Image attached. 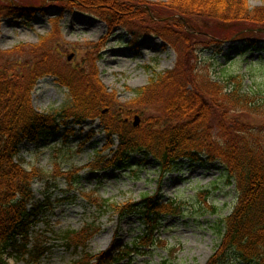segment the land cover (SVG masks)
<instances>
[{"label":"rangeland","instance_id":"1","mask_svg":"<svg viewBox=\"0 0 264 264\" xmlns=\"http://www.w3.org/2000/svg\"><path fill=\"white\" fill-rule=\"evenodd\" d=\"M15 1L18 3L20 0ZM90 1L101 5L99 8L106 15L66 7L59 0H23V3L38 8L25 9L23 17L0 19V66L18 60L30 62V58L35 56L36 62H50L48 65L58 74L62 75L65 71L72 73L87 89L98 91L103 86L107 94L102 93L101 96L113 101L110 111L113 114L118 112L122 120L130 121L135 127L141 125L144 130L151 128L155 132H162L175 124V127L179 126L178 122L169 120L163 112L161 101L168 97L169 91L160 93V102L153 101L155 96L151 98L153 104L134 101V90L148 85L153 70H172L178 63V51L173 47V40L155 32L145 35L140 24L146 21L150 26L149 22H153L157 24L158 31L166 27L174 36L181 37L185 30L175 18L169 16L170 11L166 6L169 0H136L142 5L126 2L129 5L119 7L126 16L116 21L118 25H108L106 22L107 16L113 18L115 13L114 7L110 5L112 0ZM114 1L118 3L122 0ZM248 1L252 8L264 5V0ZM200 20L197 18L195 24L203 30ZM206 26L211 30L216 29L213 24ZM217 28L224 30L221 25ZM189 38L190 51L194 52L198 47L200 52L198 69L194 73L187 71L185 75L188 77L180 75L184 82L193 77L194 92L205 85L208 78L222 81L221 84L226 87L228 79L224 75L237 78L231 79L228 82L230 84L242 80L244 91H264V39L257 42L258 46H253L252 40L229 41L222 45L221 50L217 46L213 50L203 47L202 36ZM185 39L180 40L185 42ZM240 52L244 54L239 55ZM261 57L262 60L258 61ZM231 60L236 61L232 64ZM20 66L22 69L23 65ZM26 72L15 82L21 85L33 70L26 69ZM11 77L8 75L4 78L11 80ZM32 98L37 110L50 111L68 102L69 90L59 83L56 75L48 74L36 83ZM12 104L11 99L6 101V106ZM102 111L107 114L109 108ZM236 113L231 111V118L240 117L244 124L256 126L263 123L259 117ZM219 121L220 113H213L211 124L216 133ZM217 137L214 135L215 139ZM106 143L103 125L96 119L76 126L72 133L62 128L46 141L21 145L19 159L24 167L44 170L45 179L36 180L33 190L36 198L46 203L47 216L35 230L48 240L51 249L39 263L16 261L13 258L11 263L74 264L84 252L116 254L123 244L133 240L144 227L136 215L121 220L115 208L124 207L128 202L141 204L142 197L147 195L156 196L161 202L174 200L183 205L179 214L167 216L163 220L160 236L162 240H167L168 247H157L144 257L137 256L132 262L123 261L119 264H148V261L150 264H164V260L168 259L176 264H208L222 241L219 227H225L224 220L233 212L239 199L235 184L222 176L224 166L219 163L192 165L186 162L180 167L181 170L163 177L154 158L141 161L143 157L136 154L133 164L124 171L109 168L96 173L88 170L85 166L96 157L108 155L110 150H104ZM79 168L85 169L81 170L80 179L76 182L66 181L62 176L54 180L56 169L72 172ZM75 174H72V180ZM87 194L108 200L110 209L103 212L89 204L84 198ZM94 221L101 230L89 242L86 251L67 249L63 235L68 231H79ZM220 264L245 263L239 262L236 255L232 254Z\"/></svg>","mask_w":264,"mask_h":264},{"label":"trees","instance_id":"2","mask_svg":"<svg viewBox=\"0 0 264 264\" xmlns=\"http://www.w3.org/2000/svg\"><path fill=\"white\" fill-rule=\"evenodd\" d=\"M59 1L66 7L106 15L99 8L101 5L92 4L90 0ZM126 2L142 5L136 0H122L118 3L112 0L110 5L114 7L115 13L113 18L107 16L106 22L109 25H118L116 21L125 19L126 15L120 12L119 7L129 5ZM166 6L170 11L169 16L175 18L177 24L185 30L181 37L174 36L166 27L160 28L161 32L158 31L157 24L153 22H149L150 26L146 21H140V24L143 25L145 35L155 32L173 40V47L178 51V63L172 70H153L148 85L134 90V101L153 104V96L156 97L153 101L160 102V93L169 91L168 97L161 101L163 112L169 120L178 122L179 126L175 127V124L162 132H155L151 128L144 130L141 125L135 127L130 121L122 120L118 112L113 114L110 111L113 101L101 96L102 93L107 94L103 86L98 91L87 89L72 73L65 71L62 75L58 74L48 65L50 62H36L35 56L30 58V62L18 60L0 66V264H9L6 255H12L9 253L10 249L20 257L26 254L31 256L36 250L33 256L35 260H39L46 249L42 241L36 245L37 237L34 249L28 248L32 227L37 224L39 214L45 209V204L35 201L32 185L35 180L45 178L43 169L25 168L22 161L17 160L21 144L25 141H46L62 128L72 133L75 126L96 119L100 120L107 136L105 150L110 151L108 155L98 156L86 165L93 172L109 168L125 170L133 164L136 154L143 157L141 161L153 157L163 177L182 169L180 167L185 164L186 159L202 164H222V176L229 183H235L239 199L233 212L224 220L225 227H219L222 241L208 264H220L232 254L241 263L264 264V91H244L242 80L230 84L228 82L231 79L237 78L224 75L228 79V86L221 84L222 81L208 78L205 85L194 92L193 77L185 82L181 78V75L187 76V71L194 73L200 59L198 47L194 52L190 51L189 37L202 36L204 41L201 43L205 49L214 50L217 46L221 50L226 42L241 40H252V45L258 46L257 42L264 39V5L252 8L248 0H169ZM36 7L23 3V0L18 3L15 0H0V19L9 16L23 17L25 9ZM197 18L201 19L203 30L196 27ZM209 24H213L216 29H209L206 26ZM220 25L224 26V30L217 28ZM180 39H185V42ZM241 54L244 53L240 52L239 55ZM261 60L262 57L258 61ZM235 61L231 60L230 63ZM20 65H23L22 69ZM26 69H32L33 72L28 74L21 85L16 83L15 80L26 75ZM48 74L56 75L59 83L69 90V100L58 109L39 111L33 105L32 92L39 79ZM8 75L12 76L11 80L4 78ZM9 99L13 104L6 106ZM4 108L6 109L3 110ZM106 108H109V112L103 114L102 110ZM231 111L259 117L263 120V125L244 124L240 117L231 118ZM215 112L220 113L217 133L211 124V117ZM81 169L68 173L56 169L54 178L65 175L71 181L75 172V182L80 179ZM86 199L98 204L101 211L108 208L107 200L100 202L99 198H93L90 194L86 195ZM142 199L141 204L128 202L124 207L115 208L121 219L130 214L139 215L145 226L141 234L133 238L130 244L120 248L115 255L86 254L74 264H119L124 259L131 261L134 256L147 254L156 247L167 248V243L155 233L159 232L163 217L179 214L183 205L174 200L163 203L156 196L145 195ZM98 230L99 226L96 224H88L81 231L67 232L64 236L66 246L76 249L86 247L88 240ZM163 263L176 264L171 259L164 260Z\"/></svg>","mask_w":264,"mask_h":264},{"label":"water","instance_id":"3","mask_svg":"<svg viewBox=\"0 0 264 264\" xmlns=\"http://www.w3.org/2000/svg\"><path fill=\"white\" fill-rule=\"evenodd\" d=\"M138 122H139V120L137 119V120H136V124H138Z\"/></svg>","mask_w":264,"mask_h":264},{"label":"bare ground","instance_id":"4","mask_svg":"<svg viewBox=\"0 0 264 264\" xmlns=\"http://www.w3.org/2000/svg\"><path fill=\"white\" fill-rule=\"evenodd\" d=\"M109 25V24H108ZM146 35H149V34H146Z\"/></svg>","mask_w":264,"mask_h":264}]
</instances>
